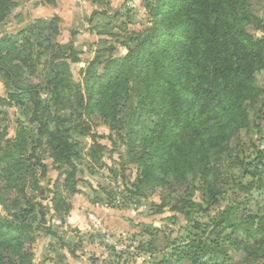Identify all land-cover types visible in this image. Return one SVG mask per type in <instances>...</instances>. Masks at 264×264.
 I'll return each instance as SVG.
<instances>
[{
  "label": "rangeland",
  "instance_id": "374dc122",
  "mask_svg": "<svg viewBox=\"0 0 264 264\" xmlns=\"http://www.w3.org/2000/svg\"><path fill=\"white\" fill-rule=\"evenodd\" d=\"M149 1L153 0H0L4 6L0 40L18 36L16 46L26 60L25 64L15 62L20 69L10 68L16 84L23 90H41L42 99L51 98L46 90L47 76L59 67L74 91L84 92L81 69L100 56L94 68L102 72L111 59L128 53L124 43L127 34L151 26L152 16L146 8ZM248 5L251 23L247 28L255 39H264L257 23L264 20V0H249ZM31 27L40 36L37 42L30 39L32 48L26 42ZM29 98L27 93L17 94L10 78L0 72L2 143L14 139L23 127L37 129L24 115ZM244 108L246 122L229 143L230 147L236 145L233 159L216 166L225 198L209 209L205 204L198 208L202 197L199 179L193 173L203 161V148L190 143L191 133L185 138L187 153L175 170L177 175L163 174L168 185L144 193L130 191L141 172L131 156L136 151L130 153L117 128L109 127L97 114L81 119L90 135L71 139L80 156L73 161L76 194L64 188L68 165L54 161L43 137L31 165L39 161L45 167L33 165L26 178L0 177V218L13 219V214H19V220L33 226L31 236L22 238L14 251L0 247V264H174L173 248L193 234H201L195 231V222L209 223L220 208L237 202L242 206L241 215L258 211L264 202L256 198L253 189L246 188L255 178L254 149L264 148V77L258 82L256 96L247 100ZM65 112L70 114L71 109ZM211 122L215 124L214 136L226 146L225 136L217 130L221 118ZM121 135L125 137L126 132ZM197 149L200 152L196 153ZM229 255L230 261L221 258L220 262L249 264L243 250L231 249Z\"/></svg>",
  "mask_w": 264,
  "mask_h": 264
},
{
  "label": "trees",
  "instance_id": "16d2710c",
  "mask_svg": "<svg viewBox=\"0 0 264 264\" xmlns=\"http://www.w3.org/2000/svg\"><path fill=\"white\" fill-rule=\"evenodd\" d=\"M248 1H149L146 8L152 24L125 36L126 55L111 59L102 72L94 68L100 56L81 69L84 92L74 91L59 67L53 69L47 76L46 90L51 96L47 99H42L41 90H23L16 84L10 68H21L16 61L26 63L16 46L18 36L0 40V72L10 78L17 94L29 95L24 115L37 124L35 131L23 127L14 139L0 140V177L26 178L33 165L45 167L31 162L37 143L46 137L54 161L68 165L64 188L76 194L73 161L80 156L71 139L90 135L81 119L97 114L109 127L117 128L130 153L136 151L131 156L141 172L130 191L144 193L167 186L163 174L177 175L175 170L187 153L184 141L191 133L190 143L203 148V161L193 173L202 197L198 208L220 205L226 191L219 184L216 166L226 159L232 161L236 145L229 146L231 137L246 122L244 103L253 100L264 77V39H255L247 28L251 23ZM257 23L264 31V20ZM33 28L26 38L31 48L30 39L37 42L40 37ZM218 118L222 123L217 130L225 136L226 146L214 136L211 119ZM254 153L255 178L246 191L253 189L264 202V148L257 147ZM54 203L58 210L57 197ZM241 207L238 202L226 205L211 222H195L194 229L201 234L173 248L174 264H225L231 259V249L243 250L246 263L264 264V203L247 215H241ZM12 216L0 218V247L9 252L20 247L22 238H29L33 230L32 224L18 219L19 214Z\"/></svg>",
  "mask_w": 264,
  "mask_h": 264
}]
</instances>
